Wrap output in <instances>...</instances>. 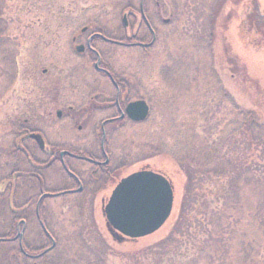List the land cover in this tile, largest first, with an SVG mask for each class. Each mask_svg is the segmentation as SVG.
I'll return each instance as SVG.
<instances>
[{
	"label": "rangeland",
	"instance_id": "374dc122",
	"mask_svg": "<svg viewBox=\"0 0 264 264\" xmlns=\"http://www.w3.org/2000/svg\"><path fill=\"white\" fill-rule=\"evenodd\" d=\"M6 5L10 38L3 55L6 59L1 58L7 65L0 79V181H12L18 194L5 188L0 192L20 208L14 224L11 213L0 210V237L13 236L18 222L26 220L24 241L39 252L51 244L36 215L42 188L21 178L30 166L23 152L6 151L16 138L5 126L20 123L22 127L30 119L31 129L54 143V129H72L68 120L54 118L56 108L72 104L84 109L91 97L114 99L113 86L95 71L89 53L80 56L75 51L72 36L86 26L120 37L125 8L139 11L140 0H7ZM146 7L159 34L149 53L106 42H99L97 48L115 76L126 83L129 99L148 102L150 117L141 123L114 125L109 145L117 172L108 183L102 180L88 187L94 196L44 199L40 215L57 247L37 261L264 264V159L258 156L260 149L243 147L247 164L260 170V182L243 189L236 197L238 206L220 197L219 181L207 174L199 184L198 196L186 199L187 175L178 161H188L201 173L213 161L207 156L212 142L223 143L239 135L244 116L238 107L253 110L256 122L264 125V0H147ZM169 18L166 24L164 19ZM146 33L143 28L139 34L145 37ZM110 115L93 113L86 129L99 128ZM86 116H79L74 131L79 123L84 128ZM84 139L87 145H95L93 136ZM222 147L227 151L231 145ZM142 168L159 171L172 182L173 211L156 232L120 239L107 227L104 205L120 179ZM15 173L19 174L16 179ZM41 174L45 190L54 191V170ZM62 188V184L57 187ZM225 204L228 215L221 222L215 215ZM217 220L223 227L211 224ZM17 255V242L0 239V264H21Z\"/></svg>",
	"mask_w": 264,
	"mask_h": 264
},
{
	"label": "flooded vegetation",
	"instance_id": "af4514ba",
	"mask_svg": "<svg viewBox=\"0 0 264 264\" xmlns=\"http://www.w3.org/2000/svg\"><path fill=\"white\" fill-rule=\"evenodd\" d=\"M146 1L140 0L139 11H135L132 7L125 8L121 25L122 35L120 37H109L102 30L90 31L86 26L81 29L80 34L72 36L75 51L80 56L89 53V59L94 61L93 67L95 71L101 77L106 78L113 86L115 90L114 99L91 97L84 109H76L72 104H65L64 107L56 108L54 118L57 121L68 120V124L71 125L72 129L74 123H77L76 120L80 118L79 116H87L84 119V121L86 120L84 128L79 123L76 131L74 129H54V143H51L40 131L31 129L30 119L24 121L20 145L21 151L27 157L26 164L30 167L20 176L28 181L35 182L39 188H42L37 201L49 196H54V199L66 196H94L95 194L89 191V186L103 183L102 180L108 183L115 177L117 172L115 168L117 166H115L109 145V139L116 130L114 125L117 127L123 121L141 122H134L127 116L126 106L136 99H129V90L126 83L118 79L103 61V55L97 46L99 42H106L109 45L138 48L144 53H149L157 38H159V34L147 17ZM164 21L167 24L170 23L171 19H164ZM143 28L147 29V36L145 37H141L139 34ZM87 32L91 33L86 35ZM79 39H82V41ZM44 72L46 73L47 69H44ZM59 94V82L58 78H56L54 80V102L56 103L60 98ZM95 112H108L111 115L100 123L99 128L88 130L86 127L89 124L90 116ZM80 133H83L82 136L77 135ZM33 134L41 135L44 140V147L32 137ZM91 136L95 139L94 146L87 145V139H84ZM75 137H82L83 139L77 141ZM52 169L54 170V191H48L43 187L45 183L41 172ZM60 184L63 185V188L57 189ZM26 222V220L23 221L22 228H24V232L19 239L22 245L19 241H15L18 243L19 249L22 246L21 252H19L20 263L39 264L37 260L53 252L57 247V241L54 238V249L48 250L52 245L53 237L46 232L51 244L39 252H34L24 241ZM113 235L119 236L115 232H113ZM11 243L13 242L11 241ZM44 251L47 252L39 256Z\"/></svg>",
	"mask_w": 264,
	"mask_h": 264
},
{
	"label": "trees",
	"instance_id": "16d2710c",
	"mask_svg": "<svg viewBox=\"0 0 264 264\" xmlns=\"http://www.w3.org/2000/svg\"><path fill=\"white\" fill-rule=\"evenodd\" d=\"M6 3L7 0H0V79H2L4 74L6 73L4 68L6 67L7 62H3L1 58L5 53L6 43L10 38L9 16L6 12ZM257 31H259V29H256V32ZM12 55L14 57L13 53ZM237 110L242 116H244L239 127V135H234L230 138L229 141L223 143L212 142L213 144L211 150L208 152L207 156L210 158V160L213 161L209 163L208 166H205L201 173L199 170L196 171V168L188 161L180 158L178 159V161L181 163L182 169L187 175V183L185 185L186 199L187 196H193L192 198L198 196L199 189H201L199 187V184L203 181V177L206 174L213 175V177H215L219 181L220 197L226 203L234 201L236 206L240 205V202L236 199V197L243 191V189L249 186H258L260 182V170L257 166L247 164L249 158L243 147L245 146L249 148L252 146H256L257 149H260L258 156L261 159H264V125H260L256 122V114L253 110L244 111L240 110L239 107L237 108ZM22 128L23 126L20 127V123H15L13 127L5 126V130L9 129L10 131H12L11 133L15 135L16 138L14 143H11V147L6 150L7 152H10L9 154L19 153V151H21L20 144L22 138ZM226 143L229 144V146L231 145V147L227 151H225L222 147L223 144ZM2 151L3 150L0 149V153ZM18 176L19 174L17 173L13 175L14 179H16ZM11 182L12 181H9L8 179L1 180L0 190L5 188L7 191H10L9 193L18 194L17 185H15L13 188ZM0 194V210L9 211L13 216V220L11 221L12 224H14V222L17 221V217H15V215L20 207L18 206V203H15L14 199L5 197V192L2 191V193L0 192ZM228 209L229 208L225 204L218 209V212L215 216H217L218 219L223 222L222 219L224 218V216L228 215ZM185 214L186 213L184 211L183 215ZM220 220L212 221L211 224L216 225L215 227L217 228H221L223 227L224 223H221ZM10 234L6 237H12L10 236Z\"/></svg>",
	"mask_w": 264,
	"mask_h": 264
},
{
	"label": "water",
	"instance_id": "95a60500",
	"mask_svg": "<svg viewBox=\"0 0 264 264\" xmlns=\"http://www.w3.org/2000/svg\"><path fill=\"white\" fill-rule=\"evenodd\" d=\"M126 113L134 121H143L149 116L150 107L143 99L135 100L126 106ZM32 137L42 147L45 146L41 135L33 134ZM39 206L40 201L37 210ZM173 206L172 182L161 173L141 169L120 180L104 212L111 231L117 230L125 236L139 238L157 231L170 217ZM22 234L19 232L14 239ZM54 244L53 240L51 248Z\"/></svg>",
	"mask_w": 264,
	"mask_h": 264
}]
</instances>
